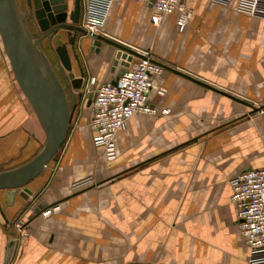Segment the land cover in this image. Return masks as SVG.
<instances>
[{
	"label": "crops",
	"instance_id": "crops-1",
	"mask_svg": "<svg viewBox=\"0 0 264 264\" xmlns=\"http://www.w3.org/2000/svg\"><path fill=\"white\" fill-rule=\"evenodd\" d=\"M180 3L189 12L182 29L176 10L152 24L150 2L81 0L87 33L74 49L87 88L120 73L114 47L90 50L100 34L216 90L162 69L148 96L156 112L134 114L115 133L113 159L92 143L84 101L27 198L18 190L8 204L0 190V264H250L229 181L264 170V108L225 94L264 104V0L253 15L236 0ZM8 65L0 43V170L30 160L45 139Z\"/></svg>",
	"mask_w": 264,
	"mask_h": 264
},
{
	"label": "water",
	"instance_id": "water-1",
	"mask_svg": "<svg viewBox=\"0 0 264 264\" xmlns=\"http://www.w3.org/2000/svg\"><path fill=\"white\" fill-rule=\"evenodd\" d=\"M80 16L81 0H73L71 8L65 0H23V7L18 0H0V40L3 50L13 77L45 136L43 145L30 160L19 166L0 170V190H5L8 204L13 202L18 190L23 198H27L30 193L27 184L43 171L68 134L72 120L70 102L75 100L76 92L84 85V72L74 49L77 37L87 33L80 25ZM31 24L36 28L37 35L31 32ZM92 36L90 50H98L102 43L116 49L113 64L122 59L119 63V74L133 57H145L140 52L100 34ZM45 39L54 45L55 60L52 62L41 47V42ZM67 46L77 61L78 76L73 71ZM150 60L163 69L216 90L165 63L152 58ZM111 82L115 84L116 79ZM225 95L248 106L251 112L264 108V104L254 106L235 96ZM94 96L95 91L89 90L87 105H91ZM34 211L38 212V206ZM11 244L12 241L9 242L8 249Z\"/></svg>",
	"mask_w": 264,
	"mask_h": 264
},
{
	"label": "built area",
	"instance_id": "built-area-1",
	"mask_svg": "<svg viewBox=\"0 0 264 264\" xmlns=\"http://www.w3.org/2000/svg\"><path fill=\"white\" fill-rule=\"evenodd\" d=\"M141 1L150 2L153 9L150 21L154 25L159 24L164 15L176 10L179 13L177 24L179 29H182L189 16L188 10L180 3V0ZM258 4L259 0H236V10L253 15ZM93 28L90 27L91 30ZM136 51L145 57H133L123 72L118 75L115 84L105 82L94 89L95 96L91 103L92 115L88 125L93 132L92 143L103 150L107 159L115 157L114 135L126 126L131 116L156 112L149 104L148 96L153 77L163 68L151 61L147 52ZM93 82L94 79L91 80V83ZM159 93L162 91L159 90ZM90 181V178H86L76 182L74 186ZM229 183L230 199L238 206V228L248 246L247 261L250 264H264V170L248 169L230 179ZM48 212L49 209L43 213ZM23 226L24 223H20L19 228Z\"/></svg>",
	"mask_w": 264,
	"mask_h": 264
},
{
	"label": "rangeland",
	"instance_id": "rangeland-1",
	"mask_svg": "<svg viewBox=\"0 0 264 264\" xmlns=\"http://www.w3.org/2000/svg\"><path fill=\"white\" fill-rule=\"evenodd\" d=\"M19 2V5L21 7H23V0H18ZM0 43H1V40H0ZM2 44V43H1ZM41 47L43 49V51L46 53L48 59L52 62V60H55V53L53 51V47L54 45H52V43L48 40H42L41 42ZM9 64V62H8ZM9 66V65H8ZM9 70L11 72V69H10V66H9ZM12 73V72H11ZM16 82V81H15ZM89 90H94V89H89L86 87V85L84 84L83 87L76 92V98L75 100H72L70 102V106L72 108V118L74 119L75 116H76V111L79 110V108L82 107V104H84L83 102L86 101L87 102V94H88V91ZM92 108V107H91ZM106 157V156H105ZM14 226V228L12 229L14 232L15 230H18V231H22L23 230V227L22 228H19V225H20V222L16 223V224H12ZM15 237H13L12 239H14Z\"/></svg>",
	"mask_w": 264,
	"mask_h": 264
},
{
	"label": "flooded vegetation",
	"instance_id": "flooded-vegetation-1",
	"mask_svg": "<svg viewBox=\"0 0 264 264\" xmlns=\"http://www.w3.org/2000/svg\"><path fill=\"white\" fill-rule=\"evenodd\" d=\"M30 30H31V32H32L33 34H35V35L38 34V32H37V30H36V28L34 27L33 24L30 25Z\"/></svg>",
	"mask_w": 264,
	"mask_h": 264
},
{
	"label": "bare ground",
	"instance_id": "bare-ground-1",
	"mask_svg": "<svg viewBox=\"0 0 264 264\" xmlns=\"http://www.w3.org/2000/svg\"><path fill=\"white\" fill-rule=\"evenodd\" d=\"M19 3V2H18Z\"/></svg>",
	"mask_w": 264,
	"mask_h": 264
}]
</instances>
